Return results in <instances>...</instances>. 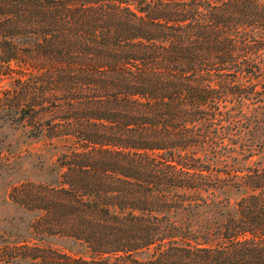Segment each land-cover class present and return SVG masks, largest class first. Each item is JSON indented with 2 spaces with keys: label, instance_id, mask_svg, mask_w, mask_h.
<instances>
[{
  "label": "trees",
  "instance_id": "trees-1",
  "mask_svg": "<svg viewBox=\"0 0 264 264\" xmlns=\"http://www.w3.org/2000/svg\"><path fill=\"white\" fill-rule=\"evenodd\" d=\"M0 62L65 149L36 234L85 247L32 263L264 264V0H0Z\"/></svg>",
  "mask_w": 264,
  "mask_h": 264
},
{
  "label": "rangeland",
  "instance_id": "rangeland-1",
  "mask_svg": "<svg viewBox=\"0 0 264 264\" xmlns=\"http://www.w3.org/2000/svg\"><path fill=\"white\" fill-rule=\"evenodd\" d=\"M21 75L14 64L8 69L0 62V264H34V245L85 252V247L70 239H42L36 234L41 211L34 194L37 195L41 184L58 185L61 172L58 157L65 149L49 139L46 129L41 131L49 115L40 120L31 108L22 110L25 103L17 102ZM16 103L21 107L15 106ZM27 183L33 186L29 187L31 196L26 199L23 186ZM231 198L237 200L240 194L231 192ZM24 244L28 246L26 257L3 256L5 248L7 253Z\"/></svg>",
  "mask_w": 264,
  "mask_h": 264
}]
</instances>
